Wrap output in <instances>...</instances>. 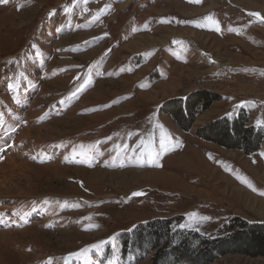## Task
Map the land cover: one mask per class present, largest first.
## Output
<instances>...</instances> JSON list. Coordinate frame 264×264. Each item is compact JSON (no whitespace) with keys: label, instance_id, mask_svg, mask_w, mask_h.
Here are the masks:
<instances>
[{"label":"rangeland","instance_id":"374dc122","mask_svg":"<svg viewBox=\"0 0 264 264\" xmlns=\"http://www.w3.org/2000/svg\"><path fill=\"white\" fill-rule=\"evenodd\" d=\"M262 17L264 0L0 2V264H173L124 237L264 222V142L248 155L196 134L242 108L264 129ZM198 90L220 98L184 131L160 106Z\"/></svg>","mask_w":264,"mask_h":264},{"label":"trees","instance_id":"16d2710c","mask_svg":"<svg viewBox=\"0 0 264 264\" xmlns=\"http://www.w3.org/2000/svg\"><path fill=\"white\" fill-rule=\"evenodd\" d=\"M219 98L217 93L198 90L187 97L169 99L160 109L178 127L189 131L196 117ZM196 134L205 141L248 155L257 152L264 142V129L251 124L243 108L233 117L224 115L210 120L197 128ZM226 229L224 235L210 238L195 231L174 230L172 219H157L138 224L124 237L123 244L141 249L148 245L150 251H156L158 263L169 259L173 264H210L229 253L264 257V222L234 216Z\"/></svg>","mask_w":264,"mask_h":264},{"label":"bare ground","instance_id":"6f19581e","mask_svg":"<svg viewBox=\"0 0 264 264\" xmlns=\"http://www.w3.org/2000/svg\"><path fill=\"white\" fill-rule=\"evenodd\" d=\"M139 42V41H138ZM137 43V42H136ZM135 43V44H136ZM134 45V44H133ZM63 121H66L65 119H62ZM63 123V122H62ZM110 174L111 176H115L116 174H121L123 176L124 179H128V180H135L138 178V176L140 175L141 171L140 170H133V171H123L122 173H116V172H105V171H95L92 174L96 175L98 178H100V180L105 178L106 174ZM143 173V172H142ZM107 176V175H106ZM143 176V175H142ZM96 177V178H97ZM255 198V197H254ZM256 199V198H255ZM258 200V199H257ZM262 204L264 205V200H261ZM262 205V207H263Z\"/></svg>","mask_w":264,"mask_h":264},{"label":"snow or ice","instance_id":"6c2138e0","mask_svg":"<svg viewBox=\"0 0 264 264\" xmlns=\"http://www.w3.org/2000/svg\"><path fill=\"white\" fill-rule=\"evenodd\" d=\"M0 2L7 3V0H0ZM83 2H84V3H87L88 0H83ZM106 7H107V6H106ZM100 14H103V10L101 11ZM252 15L259 16V13H254V14H252ZM97 18H98V17H97ZM262 19H264V17H262ZM200 26H202V25H200ZM217 30H219V29H217ZM89 82H90V81L86 80V81H85V84H88ZM83 87H84V85H81V89H78V90H82ZM72 95H75V93H73ZM161 143L163 144V141H161ZM141 194H142V193H133V195H141ZM0 222H2V221H0ZM85 251H86V250H85ZM70 255H78V254H70Z\"/></svg>","mask_w":264,"mask_h":264}]
</instances>
